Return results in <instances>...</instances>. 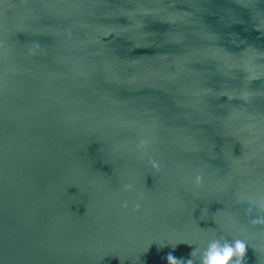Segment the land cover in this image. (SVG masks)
<instances>
[{
    "label": "water",
    "instance_id": "95a60500",
    "mask_svg": "<svg viewBox=\"0 0 264 264\" xmlns=\"http://www.w3.org/2000/svg\"><path fill=\"white\" fill-rule=\"evenodd\" d=\"M256 217L264 0H0V264H264Z\"/></svg>",
    "mask_w": 264,
    "mask_h": 264
},
{
    "label": "clouds",
    "instance_id": "9594fccd",
    "mask_svg": "<svg viewBox=\"0 0 264 264\" xmlns=\"http://www.w3.org/2000/svg\"><path fill=\"white\" fill-rule=\"evenodd\" d=\"M146 141L141 139L138 142V147L143 149ZM152 167L158 168L159 164L156 161H151ZM202 180V176L197 173L195 176V183L199 184ZM125 190L130 189V184H125ZM127 207V201H124L121 205ZM134 208H139L140 204L134 203ZM253 223H264V217H256L252 221ZM246 242L242 239L236 238L228 240L226 238L217 239L213 238L207 241L206 245L199 249L198 262L199 264H243V254L245 252ZM197 252L196 248H193L190 254V258L186 260L178 259L171 253L167 254L166 259L169 264H196V260L193 259L194 254ZM235 257V258H233Z\"/></svg>",
    "mask_w": 264,
    "mask_h": 264
}]
</instances>
